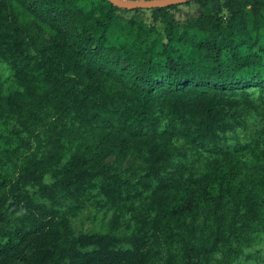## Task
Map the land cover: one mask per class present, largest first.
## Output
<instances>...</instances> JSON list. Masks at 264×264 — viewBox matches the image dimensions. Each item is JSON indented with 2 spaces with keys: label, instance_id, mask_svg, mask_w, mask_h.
I'll return each mask as SVG.
<instances>
[{
  "label": "trees",
  "instance_id": "obj_1",
  "mask_svg": "<svg viewBox=\"0 0 264 264\" xmlns=\"http://www.w3.org/2000/svg\"><path fill=\"white\" fill-rule=\"evenodd\" d=\"M194 1L0 0V264H264V1Z\"/></svg>",
  "mask_w": 264,
  "mask_h": 264
},
{
  "label": "rangeland",
  "instance_id": "obj_2",
  "mask_svg": "<svg viewBox=\"0 0 264 264\" xmlns=\"http://www.w3.org/2000/svg\"><path fill=\"white\" fill-rule=\"evenodd\" d=\"M264 1V0H260ZM176 6L174 8H171V19L176 23V25L180 28H183L186 24H188L193 18H195L198 14H200L202 11H204L207 6L200 5L197 1L194 0H186L182 2L174 3ZM248 5H251L252 2L247 3ZM143 9L140 10L141 12L138 13L139 18L147 22L148 24L152 22L151 17V11L150 7H142ZM223 14L227 13V8H222ZM132 11H127V14H132ZM137 15V16H138ZM137 18V19H139ZM157 25H159L157 23ZM31 34L37 37V39L42 43L49 39V35L46 31L42 29L40 26H33L31 28ZM2 68V65L0 64V69ZM2 76L3 72L7 73V70L0 71ZM185 161H188L189 163L193 164V167L197 166L198 163L194 162L193 156L188 155L185 157H182ZM114 160V154H110L105 157L104 162L111 163ZM139 160L134 157L133 153H127L125 154L121 161L120 165L122 167L128 166V165H135ZM0 170L2 172H8L6 165L0 166ZM10 177H13L11 172L9 175L0 176V187L7 184L8 179ZM48 179V178H47ZM107 210V209H106ZM129 213H125V217L128 218ZM110 216H111V209L107 210V212H100L96 209H93L91 207L84 208L73 217V225L76 229L80 230H89V229H100L104 226L110 227ZM125 226L119 225V230H125ZM130 230V229H128ZM158 244V243H157Z\"/></svg>",
  "mask_w": 264,
  "mask_h": 264
},
{
  "label": "water",
  "instance_id": "obj_3",
  "mask_svg": "<svg viewBox=\"0 0 264 264\" xmlns=\"http://www.w3.org/2000/svg\"><path fill=\"white\" fill-rule=\"evenodd\" d=\"M123 8H136V7H155L167 4H174L186 0H109Z\"/></svg>",
  "mask_w": 264,
  "mask_h": 264
}]
</instances>
